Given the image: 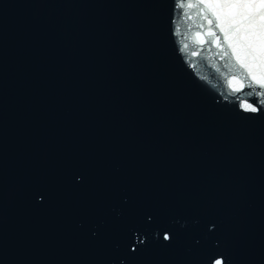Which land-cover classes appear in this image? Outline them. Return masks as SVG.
<instances>
[{
	"label": "water",
	"instance_id": "95a60500",
	"mask_svg": "<svg viewBox=\"0 0 264 264\" xmlns=\"http://www.w3.org/2000/svg\"><path fill=\"white\" fill-rule=\"evenodd\" d=\"M212 2L0 0V264H264V68Z\"/></svg>",
	"mask_w": 264,
	"mask_h": 264
},
{
	"label": "snow or ice",
	"instance_id": "6c2138e0",
	"mask_svg": "<svg viewBox=\"0 0 264 264\" xmlns=\"http://www.w3.org/2000/svg\"><path fill=\"white\" fill-rule=\"evenodd\" d=\"M207 7L214 10L216 26L225 38L230 37L233 47L242 51L250 61L249 68H264V0H213ZM249 75L255 81V85L249 84V87L264 97V75L259 78L252 72ZM256 86L261 91L256 92ZM246 106L254 113L264 110L260 104ZM165 238L170 239L168 236ZM217 264L220 262L217 261Z\"/></svg>",
	"mask_w": 264,
	"mask_h": 264
}]
</instances>
